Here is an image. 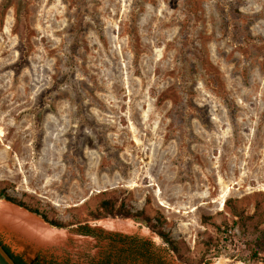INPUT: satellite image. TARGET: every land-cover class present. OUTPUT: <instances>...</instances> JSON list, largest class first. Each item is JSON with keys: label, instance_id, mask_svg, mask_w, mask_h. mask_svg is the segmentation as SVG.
<instances>
[{"label": "rangeland", "instance_id": "374dc122", "mask_svg": "<svg viewBox=\"0 0 264 264\" xmlns=\"http://www.w3.org/2000/svg\"><path fill=\"white\" fill-rule=\"evenodd\" d=\"M3 186L80 221L46 245L0 228L26 260L91 264L108 242L79 225L167 249L141 222L91 219L106 191L164 219L173 264H264L239 259L236 230L197 263L232 210L264 229V0H0Z\"/></svg>", "mask_w": 264, "mask_h": 264}, {"label": "trees", "instance_id": "16d2710c", "mask_svg": "<svg viewBox=\"0 0 264 264\" xmlns=\"http://www.w3.org/2000/svg\"><path fill=\"white\" fill-rule=\"evenodd\" d=\"M106 194V191L100 193L101 198L97 205L94 209L88 211L87 215L91 219L97 220L107 217L130 218L136 222H141L159 236L167 245V249H160L152 241L138 235L104 233L87 225H79L78 231L81 234L94 236L108 242L107 248L91 264H173L165 258L167 250L172 251L182 262L186 263L184 260L185 256L178 245L179 242L172 237L171 231L165 229L164 219L159 214L150 215L143 209L133 210L123 200L119 199L117 195ZM0 199H5L25 208L56 228H66L80 222L74 221V219L64 222L56 217H52L39 206L32 205L23 198L10 193L7 186L0 187ZM260 223L261 221L255 215H246L236 210H232L231 219H225L219 224L212 222L216 228L217 235H208L203 238L204 251L197 260V263H206L208 257L217 256L220 242L223 240L227 246V243L231 242V240H228L229 236H233L235 230L243 236H247V239L244 241L246 252L239 259L246 263H264V229L259 228ZM0 245L15 264H76L71 263L69 260L62 262L48 261L40 254L30 260H26L22 255L12 253L10 248L3 244L1 238Z\"/></svg>", "mask_w": 264, "mask_h": 264}, {"label": "water", "instance_id": "95a60500", "mask_svg": "<svg viewBox=\"0 0 264 264\" xmlns=\"http://www.w3.org/2000/svg\"><path fill=\"white\" fill-rule=\"evenodd\" d=\"M0 200L3 201L4 203H6L7 206H12L13 208L23 209L24 211H27L28 213L35 216L36 219L41 220L46 225H48L50 227H54V226H51L50 224L46 223L42 218L38 217L36 214L29 212L25 208H22V207L14 204L10 201H7L5 199H0ZM2 227H8L9 229L16 231L22 237L29 239L30 241L34 242L37 245H41V244L46 245L47 243L51 242L48 238L44 239V237L39 235L37 233V231H35L32 228L25 226L24 224H21L20 222H18V220L11 217L10 214H7L2 209H0V228H2ZM0 264H15L13 262V260L4 251V249L2 248L1 245H0Z\"/></svg>", "mask_w": 264, "mask_h": 264}, {"label": "bare ground", "instance_id": "6f19581e", "mask_svg": "<svg viewBox=\"0 0 264 264\" xmlns=\"http://www.w3.org/2000/svg\"><path fill=\"white\" fill-rule=\"evenodd\" d=\"M0 209H4L10 213H12L10 216L18 220L21 224H24L25 226L34 229L37 231L39 235L44 237V239L48 238L50 240H56L60 237L61 232L59 233V230L53 227H50L43 223L41 220L36 219L35 216L28 213L27 211H24L23 209L15 208L16 210H21V213L18 211H15L12 206H7L6 203L0 200Z\"/></svg>", "mask_w": 264, "mask_h": 264}]
</instances>
